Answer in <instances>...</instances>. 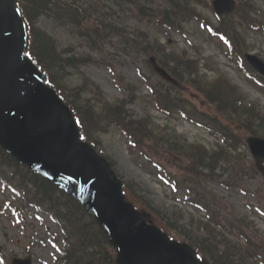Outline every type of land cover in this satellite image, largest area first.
Wrapping results in <instances>:
<instances>
[{"label":"rangeland","instance_id":"374dc122","mask_svg":"<svg viewBox=\"0 0 264 264\" xmlns=\"http://www.w3.org/2000/svg\"><path fill=\"white\" fill-rule=\"evenodd\" d=\"M75 1H78L80 5L87 9L89 4L93 3L99 15L103 14V11L114 13L115 15L108 19V22L121 28L126 34L135 36L143 33L147 34L149 39L158 37L160 41L166 42V38L155 30L149 22H140L139 19L133 18L126 11L120 13L119 9L114 6L116 5L115 1L105 0L103 7L97 6L96 0ZM251 1L264 13V0ZM206 2L208 4L206 6H197V13L202 14L210 22L216 23V16H214L210 5L212 0H206ZM154 3V7L162 10L166 8L163 0H154ZM40 23L44 27L47 21L42 20ZM183 27L191 44H187L181 35L171 32L167 38L168 51L173 50L179 54L186 52L191 59L194 58L201 61L199 63V72L201 76H204L196 78L197 83L204 88L203 95L192 92L188 84L185 86L179 85L182 95L187 97L185 105L190 108L188 112L192 116L201 120H208L215 125L213 117L215 115L214 106L206 103L205 94L209 93L210 88L216 90L222 86V82L210 83V80L214 79L215 76L222 74L239 88V92L243 95L242 103L255 105L259 108L260 113L264 114V93L260 92L254 84L248 82L236 69L235 64L229 63L225 59L217 39L208 38L206 32L201 30L193 20L186 23ZM45 29L57 41L58 49L64 57L86 58L87 63L81 65L79 69L71 68L63 75L65 80H60V82L66 90L69 87L72 88L81 84L83 78H88L102 90L108 104L115 103L116 100L128 102L132 99V102L127 106L129 113L137 119L147 116L151 120V129L156 131V133L158 131L161 132V130H167V132L175 133L178 137L185 138L191 144H202L211 152L219 144L221 145L220 140L213 138L207 131L205 132L196 126H192L176 114L167 117L152 107L147 85L153 86L156 91L162 88L163 85H161V79L150 72L149 64L147 63L148 55L146 56L145 53L129 47L123 48L118 36L112 35V37H108L99 44L100 49H93L89 48L83 36L77 34L69 26H55L53 24L45 25ZM242 36L249 46V51L258 55L264 61V34H254L247 30L242 31ZM207 64L211 65V70L206 69ZM114 74L120 77L123 86L129 85L133 91H121L115 84ZM88 95H90L89 92L84 91L82 93L83 97ZM98 102H100L99 99ZM217 121L219 125H223L228 129L239 125L235 124L234 119L227 114L224 116L218 114ZM100 130L101 132L95 137V142L100 145L99 149L103 154L112 161L117 174L119 173L126 181L133 180L145 188L148 198H150L157 209L167 212L168 216H171V213L176 209L180 210L183 215V218L180 219V224L186 227H188L189 218H204L202 212L188 205H183L177 199H173L171 190L163 186L153 176V173L148 170L147 166L144 165L143 167L144 160L141 157L139 158L137 153L130 151L126 138L117 128L107 129V126H105V128ZM232 133L238 135L237 137L242 142L239 146L230 149V155L224 161L229 166L226 168L220 166L221 168L219 167L216 173L218 175L225 174L226 176V173L229 174V169L232 167L234 181L229 185L208 181L202 183L201 187L207 193H211L220 198L223 203L225 202L229 206L227 212H233L237 217H245L254 228L259 230L264 238V216L260 213V211H264V179L256 170L254 160L244 144L248 134L242 132L241 129L232 131ZM170 172L174 173L177 170L170 169ZM11 199L12 194L8 190L4 191L0 186V242L4 254L6 256L13 255L15 258L20 259L30 257L33 264H53L54 260H52V257L54 253L52 248H50V244H47V240L53 237L54 232H56V226L44 215H42V221L35 218L36 215L31 209L24 210L21 213V220L19 219L18 223H13L14 219L9 215V210L6 208L7 205H5ZM141 206L145 208L144 205ZM146 212L149 213V211ZM154 214L151 216L152 221L164 227L176 240L186 241L180 231L171 227L172 222L175 221L173 218L170 217V223H167ZM194 231L198 234L197 230ZM229 238L234 240L232 237Z\"/></svg>","mask_w":264,"mask_h":264},{"label":"water","instance_id":"95a60500","mask_svg":"<svg viewBox=\"0 0 264 264\" xmlns=\"http://www.w3.org/2000/svg\"><path fill=\"white\" fill-rule=\"evenodd\" d=\"M14 0H0V146L20 163L37 174L64 183L70 194L84 205L100 223L109 243L117 249V264H208L199 263L190 247L168 241L156 228L148 226L132 206L125 203L121 188L105 162L94 156L87 145L78 142L70 115L54 93L42 84L41 76L23 57L25 35L23 24L16 18ZM254 67L264 74V65L248 56ZM155 70L167 76L156 66ZM4 78V81L2 79ZM19 79L23 86L15 88ZM21 92L31 102L26 115L12 117L15 124L7 126L3 111L4 88ZM58 125V126H57ZM256 165L264 176V140L247 139ZM79 192V193H78ZM121 213V228L107 227L103 215ZM123 229L143 232L145 240H129ZM167 259V260H166ZM14 264H29V260Z\"/></svg>","mask_w":264,"mask_h":264},{"label":"trees","instance_id":"16d2710c","mask_svg":"<svg viewBox=\"0 0 264 264\" xmlns=\"http://www.w3.org/2000/svg\"><path fill=\"white\" fill-rule=\"evenodd\" d=\"M26 3L27 21L30 24L29 35L30 42L28 48L29 56L37 63V65L44 72H56L60 67L57 60L59 56L56 54V48L52 39L47 35L38 30L33 24L34 20L40 15L48 13L49 11L55 13L57 18L62 20L64 16H67L71 21L79 23L83 28H86L89 23L86 17L80 19V16H76L72 12L68 11V4H62L58 0H24ZM72 6V4H70ZM55 7L57 10L55 11ZM50 13V12H49ZM176 14L173 15L175 17ZM244 18V15L241 16ZM72 59L62 60V67H69L74 65L71 62ZM196 64L189 66L188 69L196 71ZM173 70V69H171ZM222 80V79H221ZM193 84L198 88H204L193 80ZM222 86L219 89L213 90L207 94L210 102L215 104L217 110L224 114V108L228 116L234 119L235 124H239L240 128L249 134L259 135L264 137V115H259L255 108L246 109L243 107H237L236 97L237 93L233 87L226 83L224 80L221 81ZM159 103L164 107H168L172 104L174 96L169 90H165L159 96ZM185 102V100L183 99ZM158 103V104H159ZM76 108V107H75ZM78 110V108H76ZM108 115V118L115 121L123 130L129 132V135L133 136L137 145H144L145 142L151 143L155 139L153 132L147 128L145 121H130L123 120L121 114H124L122 107H111L108 104H104L102 108ZM83 116L86 117L87 123L81 120L82 126L81 131L87 132L86 126L89 125L92 129H95L97 123L102 125L103 123L96 122L97 117L100 115L95 111L93 113L84 108L81 110ZM246 116V117H245ZM88 126V127H89ZM238 127V126H237ZM223 136L225 148L234 147L238 143V139L234 137L230 131L219 129ZM239 128V129H240ZM84 130V131H83ZM85 135V134H84ZM87 140L92 142L91 138L85 135ZM145 141V142H144ZM170 145L168 148L173 151L177 145H182L183 149H188V156L183 173L190 176L189 182L186 185L189 191L194 192V197L191 201L195 205H199L208 212V223L201 221L195 222L194 225L197 230L202 228L206 232V237L192 238L188 235L191 244H193L198 251H202L214 264H247V259L254 257L257 253V244L259 242H251L248 240V247L242 249L236 244H232L229 241H225L222 246L221 257H218L215 251L214 243L209 241L211 234L215 230L212 228V223H216L213 217V210L210 206L214 203L213 196H207L205 194H199L194 189V184L191 179H197L205 176L200 171V168L208 169V166L217 164L219 160H226L229 156L227 150L219 148L218 151L208 154L203 149L193 147L185 144H179L175 141L166 140ZM184 153V151L182 150ZM0 174L5 183H7L15 193H17L25 204L33 205L39 210H43L47 214H50L60 225L61 236H63V242L65 250L63 251V264H115L114 252L107 244V240L101 233V230L97 228L96 224L92 219L85 213L77 202L71 200L66 195L60 194L54 186L43 180L41 177L35 176L27 171L25 168L16 164L7 154H4L0 149ZM199 180V179H197ZM179 179H175L174 182L179 183ZM196 181L195 183H197ZM129 189L135 187L133 185L127 186ZM142 199V198H141ZM148 204V202H147ZM210 208V209H208ZM262 249L264 250V242ZM237 256L235 261L232 259Z\"/></svg>","mask_w":264,"mask_h":264},{"label":"bare ground","instance_id":"6f19581e","mask_svg":"<svg viewBox=\"0 0 264 264\" xmlns=\"http://www.w3.org/2000/svg\"><path fill=\"white\" fill-rule=\"evenodd\" d=\"M96 1L98 3L97 6L103 7L105 0H96ZM143 16L149 17V12L145 10L143 13ZM79 18L82 19L83 17L80 16ZM135 19L137 18L135 17ZM68 59H71V57H69ZM59 60H57L56 62H58ZM2 81H4V78L2 79ZM24 81L25 80L23 79H19V81L15 83V88H19L23 86L22 83ZM1 104L3 105V111H1V113L4 112L5 114V112L9 108V110L7 111V115L9 116V119L7 120L6 124L7 126L12 127V125L15 124V121L12 120V117H14L15 115H18L19 113L26 115V113H28L29 111V106L31 102L24 96L23 93L13 92L10 88L6 87L4 88V91H3ZM100 217H101V221L104 223L105 226L118 228V229L121 228V224H122L121 213H119L118 211H116L113 214L109 213V215H103ZM122 232L131 241L134 240L135 242L137 241L143 242L145 240L143 232L139 230L123 229Z\"/></svg>","mask_w":264,"mask_h":264}]
</instances>
